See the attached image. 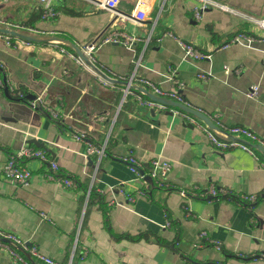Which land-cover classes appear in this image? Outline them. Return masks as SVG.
I'll return each instance as SVG.
<instances>
[{"label":"crops","instance_id":"crops-1","mask_svg":"<svg viewBox=\"0 0 264 264\" xmlns=\"http://www.w3.org/2000/svg\"><path fill=\"white\" fill-rule=\"evenodd\" d=\"M217 1L264 18V0ZM52 2L56 15L34 20V0H0V17L34 27L38 33L33 35L41 38L61 37L79 47L97 41L95 68L62 52L61 46L72 49L65 43H27L18 36L7 43L0 35V60L11 80L29 99L41 94L62 115L55 120L49 112L32 108L28 99L12 98L0 89V228L62 263L264 264V156L237 146L215 148L200 127L207 124L195 115L196 121H189L181 113L186 111L174 105L158 109L128 96L118 107L121 89L135 70L136 76L179 91L183 103L222 127L247 126L264 142V39L221 46L236 32L264 35V30L217 6L207 7L196 19L198 0H151L142 23L115 18L88 0ZM132 7L133 0H121L118 8L130 12ZM115 29L138 39L131 45L101 41ZM166 31L173 35H163ZM179 40L209 56L185 55ZM225 64L240 70L225 72ZM199 72L210 76L202 79ZM101 74L109 77L108 83L100 81ZM251 84L259 86L256 98L245 94ZM99 114L103 119L94 120ZM73 131L104 143L103 155L98 160L87 155L86 142L75 139ZM26 143L45 150L58 172L77 187L47 180V164L38 159L22 161L31 170L27 185L4 178L8 154ZM128 153L145 171L155 157L169 160V187H149L131 202L113 191L121 183L131 193L142 186L122 160ZM210 185L232 194L217 198L179 193L181 188L203 192ZM239 193L261 197L241 203L235 195ZM111 198L117 203L109 204ZM166 220L170 224L164 227ZM209 239L219 241L220 248ZM0 264H13L2 249Z\"/></svg>","mask_w":264,"mask_h":264},{"label":"built area","instance_id":"built-area-1","mask_svg":"<svg viewBox=\"0 0 264 264\" xmlns=\"http://www.w3.org/2000/svg\"><path fill=\"white\" fill-rule=\"evenodd\" d=\"M36 2L35 7L41 10V17L48 18L54 17L57 11L54 8L53 0H34ZM93 3L94 7L103 8L105 10L111 11L115 18L120 20L124 19H131L135 23H142L147 18V13L150 8V1L151 0H133V7L130 12H125L120 10L118 7L120 5L121 0H88ZM199 5L194 7V16L196 19H200L201 13L207 7L210 6H217L224 10L230 11L235 14L242 15L245 19L253 23L257 28L264 30V18L257 17L252 14H247L241 11L234 9L233 7L229 6L226 3L219 2L217 0H198ZM0 25L5 26L7 28H11L14 30H23L25 33L28 34H37L38 31L34 27L26 26L23 24H13L5 19L0 17ZM19 28V29H17ZM173 35L171 32L166 31L163 35ZM6 42L9 43V40L15 36L10 33H2ZM148 38V37H147ZM146 38V39H147ZM25 42H29L30 40L21 38ZM135 39H138L135 35H132L129 32H126L121 29H115L101 38L103 42H120L124 45H131L135 42ZM264 39V35L258 34L252 31H239L234 33L228 40L221 46H226L228 44L234 42H246L250 43L255 40ZM51 43H59L60 41L57 39H49ZM179 43L183 46L185 55L200 59L204 57H208V54H205L198 50L193 43L186 42L183 40H179ZM97 48V41L92 40L87 43H84L80 46L82 53L88 58L89 61L95 63L96 58L94 51ZM62 52H65L70 57L74 59L77 64L84 65L85 62L83 59L78 56L74 50H66L63 46L60 47ZM140 55L135 60L136 66L139 63ZM225 72L230 70H234L238 72L240 70L239 67L231 68L228 65H224ZM169 78H173L172 74L169 75ZM198 76L202 79H207L210 74L199 72ZM100 81L103 83H108V81L99 76ZM175 79V78H174ZM145 87L148 89L152 94L171 98L177 101H183V98L179 91L177 90H167L160 87L158 84L153 82L150 79L136 76L135 70L129 76V78L125 81L120 94L119 105L127 99L128 96H133L139 103L145 104L149 107H156L158 109H166L168 105L152 100L148 98L146 95L143 94L141 90L137 87ZM181 86V83L180 85ZM0 89L4 90L8 95L12 98H19V99H28L29 104L32 108H41L51 115V117L55 120H61L62 115L61 113L49 106L43 99L41 94L35 95L33 98L29 99L28 93L21 90L15 82L11 80L9 77L6 65L3 61L0 60ZM259 86L258 84H251L248 89L246 90L245 94L248 97L256 98L258 95ZM189 121L195 122L196 117L187 112H181ZM94 120H101L103 119V115L99 114L93 117ZM213 121V120H212ZM216 125H218L222 130L217 131L210 128L207 125H200L202 130L205 132V135L208 141L217 149L223 150L228 147L237 146L241 147L248 152L255 154V149L251 148L247 143L244 141H251L256 142L264 145V142L260 139V137L254 133L249 127L243 125H231L228 127H222L218 120L213 121ZM227 134L234 136L236 139L228 138ZM73 137L77 140H84L86 142V153L87 155H94L98 160L101 155L104 153V143H94L91 139H89L85 132L83 131H73ZM244 140V141H243ZM28 159H38L40 162L47 164V172L45 177L47 180L56 181L63 186L76 188L77 183L69 176L62 175L58 172L59 167L57 162L54 159L49 158L47 152L41 148L33 147L29 144H24L19 148L11 151L3 166H2V176L6 179L11 180L15 185L24 186L27 185L30 179L31 170L29 167L22 163L23 160ZM122 160L128 165L129 170L134 174L135 179L140 181L142 186L137 187L134 191L127 192L125 189V184L121 183L116 185L113 188V191L119 192L125 195V198L128 202L134 201L136 196H143L147 194L149 187H158V188H168L169 184L167 182V175L171 169V163L169 160L162 158V157H155L151 160L150 166L148 171L143 169L141 163L137 160L136 156L132 153H128L127 155L122 157ZM225 192V188H217L214 185H210L205 191L197 192L195 190H187L184 188L179 189V193L182 196L187 195H200L204 197H213L218 195L219 193ZM89 197V190L85 194V201H87ZM264 198V196H263ZM259 199V196L255 193H239L238 200L241 203H253ZM109 204H116L117 201L114 198L109 199ZM83 210L80 213L79 224L82 221L83 217ZM170 221L166 220L164 222V227L169 226ZM202 236H206V231L201 232ZM210 243L216 247L220 248L219 241L214 239H209ZM199 245V243L194 244ZM0 249L7 252L13 264H71V260L67 261L66 263H62L61 261L44 254L38 246L29 241L28 239L22 238L19 235L2 230L0 228Z\"/></svg>","mask_w":264,"mask_h":264},{"label":"water","instance_id":"water-1","mask_svg":"<svg viewBox=\"0 0 264 264\" xmlns=\"http://www.w3.org/2000/svg\"><path fill=\"white\" fill-rule=\"evenodd\" d=\"M0 32H2V33H10V34H13L15 36H18V37H21V38H24V39H28V40L57 39L61 43H65V44L69 45L74 50V52L83 59V61L87 65L95 68L94 63H92L91 61L88 60V58L82 53L80 47L75 42H73V41H71L69 39L56 37V36H49V37L41 38V37H38L36 35L28 34V33H22V32H19L17 30H14V29H11V28H7V27L2 26V25H0ZM101 76L103 78H105V79L109 78V77H106L104 74H101ZM108 80H110V79H108ZM111 80H113V79H111ZM137 88L139 90H141L144 95H146L148 98H150L152 100L164 103L166 105H174L176 107H179L180 109H182V110H184L186 112H189L190 114H193L196 117H199L200 119H202L207 124V126H209L210 128H212L214 130H217V131H221L222 130L218 125H216L211 120L210 117H208L205 113H203L202 111H200L198 109L190 107L189 105H187V104H185V103H183L181 101H177V100H174V99H171V98L154 95L150 91H148L145 87L138 86ZM227 136L230 139H236L234 136H232L230 134H227ZM244 142L247 143V145H249L251 148H253L256 151L260 152L264 156V145H262L260 143H252V142H249V141H246V140Z\"/></svg>","mask_w":264,"mask_h":264},{"label":"trees","instance_id":"trees-1","mask_svg":"<svg viewBox=\"0 0 264 264\" xmlns=\"http://www.w3.org/2000/svg\"><path fill=\"white\" fill-rule=\"evenodd\" d=\"M41 15V10L40 9H38V10H36L35 11V15H33L34 16V20L35 19H37L38 18V16H40ZM25 25V24H24ZM72 50V49H71ZM257 153V152H256ZM217 188H220V187H217ZM232 194V192L229 190V189H225V192H223V193H219L218 195H216L215 197H221V196H228V195H231ZM235 195H237V197H238V194H235ZM259 197H261V196H259Z\"/></svg>","mask_w":264,"mask_h":264}]
</instances>
